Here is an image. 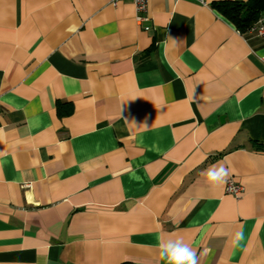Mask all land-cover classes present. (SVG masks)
Wrapping results in <instances>:
<instances>
[{
  "label": "crops",
  "instance_id": "1",
  "mask_svg": "<svg viewBox=\"0 0 264 264\" xmlns=\"http://www.w3.org/2000/svg\"><path fill=\"white\" fill-rule=\"evenodd\" d=\"M216 1L0 0V264H264V37Z\"/></svg>",
  "mask_w": 264,
  "mask_h": 264
},
{
  "label": "clouds",
  "instance_id": "2",
  "mask_svg": "<svg viewBox=\"0 0 264 264\" xmlns=\"http://www.w3.org/2000/svg\"><path fill=\"white\" fill-rule=\"evenodd\" d=\"M166 40L170 41L172 44H177L178 39L166 36ZM133 100V99H130ZM123 104V103H122ZM121 104V105H122ZM123 109L120 107V118ZM125 124L134 125V121L130 122L127 117L123 118ZM147 128L146 125H143ZM205 177L207 183L215 188L227 184L230 176L231 169L226 167L223 163H218V165H211L205 170ZM221 232H217V235H221ZM244 239V233L241 229L237 231L231 238V244L233 247H238ZM159 258L165 261V264H199V257L197 252L193 248L184 242L182 238L176 239H159L158 240Z\"/></svg>",
  "mask_w": 264,
  "mask_h": 264
},
{
  "label": "trees",
  "instance_id": "3",
  "mask_svg": "<svg viewBox=\"0 0 264 264\" xmlns=\"http://www.w3.org/2000/svg\"><path fill=\"white\" fill-rule=\"evenodd\" d=\"M212 7L229 22L235 29L244 34L250 27L264 14V0H248L247 2L238 1H216ZM72 110L70 103H60L57 105L59 115L69 113ZM258 150H264V144L254 143Z\"/></svg>",
  "mask_w": 264,
  "mask_h": 264
},
{
  "label": "built area",
  "instance_id": "4",
  "mask_svg": "<svg viewBox=\"0 0 264 264\" xmlns=\"http://www.w3.org/2000/svg\"><path fill=\"white\" fill-rule=\"evenodd\" d=\"M119 0H110L111 4H116ZM199 4L205 5V0H195ZM135 8V19L137 22L142 23L148 21V16L146 15L148 0H132ZM145 30L149 27L145 26ZM250 33L258 37H264V14L250 27L248 30ZM225 192L233 195L234 197H239L243 192V187L238 183L233 177L230 176L227 184H225Z\"/></svg>",
  "mask_w": 264,
  "mask_h": 264
}]
</instances>
